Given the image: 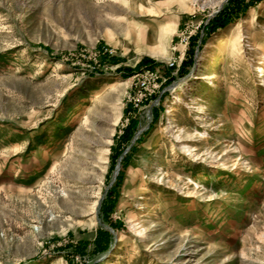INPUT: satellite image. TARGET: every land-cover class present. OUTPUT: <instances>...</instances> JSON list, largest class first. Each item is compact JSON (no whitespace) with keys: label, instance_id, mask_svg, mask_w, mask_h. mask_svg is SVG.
<instances>
[{"label":"rangeland","instance_id":"rangeland-1","mask_svg":"<svg viewBox=\"0 0 264 264\" xmlns=\"http://www.w3.org/2000/svg\"><path fill=\"white\" fill-rule=\"evenodd\" d=\"M0 264H264V0H0Z\"/></svg>","mask_w":264,"mask_h":264},{"label":"bare ground","instance_id":"bare-ground-1","mask_svg":"<svg viewBox=\"0 0 264 264\" xmlns=\"http://www.w3.org/2000/svg\"><path fill=\"white\" fill-rule=\"evenodd\" d=\"M143 25H141V30L140 31H144V30H147V27H153L154 28V25L152 24V23H150V22H141ZM144 26V27H143ZM134 28V27H133ZM155 29H156V27H155ZM133 33L132 34H134L135 33V30L134 29H132L131 30ZM139 31V33L137 34L138 36H141V34H142V32H140ZM165 29H162V30H160L159 29V31H158V34H155V36H156V38H157V41H158V43L162 46V45H164V42H165ZM155 33H156V30H155ZM260 32L258 31V33L257 32H255L254 33V38H256V39H261L260 37V34H259ZM231 40V39H230ZM237 45V44H236ZM224 47V46H223ZM236 49V46H235V44H232L231 45V47L229 48V50L228 51H230L231 53L234 51ZM222 51H223V49H222ZM157 52H160V50L159 51H154V53H157ZM117 84H119L118 82H115V83H113L112 84V86H114V85H117ZM182 97H183V92L181 93V94H179L178 95V97L176 98V102H178V101H181L182 100ZM172 110H174V107L172 108ZM202 135V138H203V134H201ZM154 139H156V136H153L152 138H150L149 139V141H152V140H154ZM148 141V142H149ZM165 168V167H164ZM198 181V180H197ZM200 181V180H199ZM202 182H204V181H202ZM199 183H201V182H199ZM137 188L138 189H146V187H144V185L143 184H140V185H138L137 186ZM143 197V196H142ZM142 201V200H141Z\"/></svg>","mask_w":264,"mask_h":264}]
</instances>
